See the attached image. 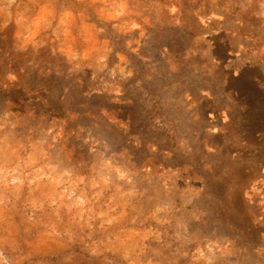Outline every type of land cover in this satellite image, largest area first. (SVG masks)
Instances as JSON below:
<instances>
[{
    "label": "rangeland",
    "instance_id": "1",
    "mask_svg": "<svg viewBox=\"0 0 264 264\" xmlns=\"http://www.w3.org/2000/svg\"><path fill=\"white\" fill-rule=\"evenodd\" d=\"M234 2L0 0L1 39L73 67L0 62V264H264V0ZM66 112L112 143L75 158Z\"/></svg>",
    "mask_w": 264,
    "mask_h": 264
},
{
    "label": "trees",
    "instance_id": "2",
    "mask_svg": "<svg viewBox=\"0 0 264 264\" xmlns=\"http://www.w3.org/2000/svg\"><path fill=\"white\" fill-rule=\"evenodd\" d=\"M234 2V0H232ZM193 7L201 6L204 7L203 11L208 10V0H191ZM235 3V2H234ZM102 26H108L104 23L100 24ZM111 30H109L110 32ZM12 36L10 33L7 32L6 36L3 37V39L0 38V62H12L13 66H16L17 70L20 71L21 74L28 73V76L32 80H36V78L40 75L43 74L45 78L47 79L48 82L51 83L53 87H55L56 91L55 93H60V89H62V85L68 81H71V78L69 77L70 74H72V65L67 63L63 58L56 52H50L48 49L45 50V52L31 56L29 53L26 51H20L16 50L13 47L12 44ZM116 50V49H115ZM127 59L131 62V70L132 73L134 74L135 78L139 80V86L146 91H150V88L147 87V83H145V71L141 67V57L138 54H132L128 53L126 54ZM121 85H123V90L126 89V85H124L123 81H119ZM162 86V85H161ZM95 84L92 82L90 83V87L86 88L84 97L82 98L81 101L77 102L79 105L85 106L87 102L91 99V97L95 96L94 91H95ZM98 89V88H97ZM96 89V90H97ZM100 90V89H99ZM155 90H153L152 93ZM105 93V92H103ZM155 95V94H154ZM2 111H6V105H4ZM86 112L88 109L85 110ZM85 112V113H86ZM71 112H66L64 115V122L65 125L71 124L73 125V130L69 129V126H65L64 130H62V133L60 135L56 134L55 130L56 127H54L52 133L55 134V143L60 142V140L64 139L66 141V148L68 150H71L74 154V157L77 159H82V161H87L89 162L91 158L93 157L94 153H98V151L103 147L105 143H112L113 139H111L112 134H108L105 136L104 134H101L100 132L93 133L94 128L92 129H87L84 124L81 123V120L78 115H74L71 117L69 114ZM85 118L90 119L89 114H85ZM13 119H3L2 121H7L11 122ZM107 120V124H111L110 121ZM124 127H130L132 125L131 121L132 120H124ZM166 122L169 124V127L171 129V134L167 136L168 138L170 137L171 139H174L176 141V130L173 127V124H170V120H166ZM77 125H83L84 127L83 133L77 135L75 127ZM143 125L144 122H141L139 127H144ZM27 127H29L32 130L40 128L37 125V122H35L33 125L31 123H27ZM173 127V128H172ZM112 130L114 127H111ZM125 128V130H126ZM96 130V129H95ZM76 136H78L76 138ZM143 137V133L141 135ZM49 139V138H48ZM46 139L47 143H51L50 140ZM85 139V140H83ZM115 141V140H114ZM141 144L142 141H144L143 138H141ZM117 145V142L114 144V147L111 149L112 151H119V147H115ZM78 149V150H77ZM91 149V150H90ZM112 256L109 254L108 258H111ZM114 258V257H112ZM117 262L119 264H125L120 258L116 256ZM219 264H228V262L224 259L219 261Z\"/></svg>",
    "mask_w": 264,
    "mask_h": 264
}]
</instances>
